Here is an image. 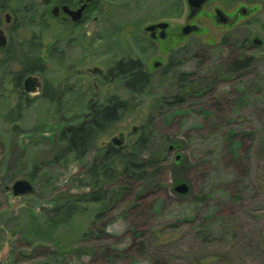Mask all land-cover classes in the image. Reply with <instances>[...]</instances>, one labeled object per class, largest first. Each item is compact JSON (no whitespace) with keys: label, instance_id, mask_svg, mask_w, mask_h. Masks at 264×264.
Returning <instances> with one entry per match:
<instances>
[{"label":"rangeland","instance_id":"1","mask_svg":"<svg viewBox=\"0 0 264 264\" xmlns=\"http://www.w3.org/2000/svg\"><path fill=\"white\" fill-rule=\"evenodd\" d=\"M114 4V14L98 26L108 37L105 41L73 44L61 64L69 67L68 72L53 65L39 76L46 90L50 84L58 89L54 99L65 92L60 106L46 103L42 95L34 96L19 113L5 117L17 97L8 89L7 71L0 66V261L264 264V0H208L197 19L201 32L169 49L167 44L130 43L127 35H136L141 26L159 19L170 21L173 28L183 27L188 11L185 0H117ZM243 8L246 15L241 13ZM215 9L223 11L231 24L218 25ZM242 41L244 47L238 50L236 43ZM234 56L253 59L252 66L223 77L221 64ZM138 57L150 71L153 86L134 99L115 77L106 78L120 60ZM156 62L161 66L154 68ZM171 62L177 65L175 74L213 80V86L184 106L155 109L158 97L175 93L173 82L164 77ZM94 68L102 75L86 72ZM111 96L129 101L121 120L98 138L81 161L65 156L52 162L61 154L58 132L84 121L89 99ZM149 118L155 140L143 159L162 161L155 185L128 188L104 212H98L97 205H84L64 226L37 231L38 237L45 234L48 239L32 238L36 228L30 215L46 216L57 197L87 194L84 173L102 146L124 133L131 135L123 151L128 152ZM14 125L17 130L12 135ZM167 140L179 143L180 149L166 150L162 141ZM163 147L167 154L160 155ZM176 156L180 157L177 163ZM35 166L39 170L33 181ZM234 176L240 177L239 187L226 185L209 193L210 186L228 184ZM19 180L29 181L33 191L14 197L11 187ZM179 184L188 186L187 194L173 191ZM120 187L115 184L110 189ZM199 233L204 239L197 238Z\"/></svg>","mask_w":264,"mask_h":264},{"label":"trees","instance_id":"2","mask_svg":"<svg viewBox=\"0 0 264 264\" xmlns=\"http://www.w3.org/2000/svg\"><path fill=\"white\" fill-rule=\"evenodd\" d=\"M221 44L225 45L226 40H222ZM244 44L245 42L243 41L236 43L237 49H243ZM252 63L253 59L251 58L234 56L221 64L222 76H232L246 71L252 66ZM21 64L23 68L21 73L16 75L7 74V78L11 80V88L13 90L11 92L16 95H20L18 80L24 76L23 74L25 71H27L28 74L32 72L43 73L47 68L46 61L43 59L22 60ZM176 69V63L171 62L164 70V77L173 82L175 93L169 98L158 97L154 102L155 109L163 110L166 108L184 106L189 101L196 98L198 94L208 92L213 86V80L197 77L194 74H175L174 72ZM109 72L123 85L127 95L134 99L145 95L153 86L152 75L144 71L142 63L138 59L129 58L120 60ZM49 87L50 86H47V88ZM108 100V105L86 109L85 116L84 114L82 115L84 122L77 125L64 126L58 132L56 144H59L60 147L57 152L60 153L61 151V154L60 156L58 155L59 157L52 159V162H58L65 156L70 157L74 161H81L93 148L98 138L121 120L123 113L129 109V101L122 100L116 96H111ZM23 106L25 107V105L10 106L5 117H9V115L15 112L17 113ZM18 116H20V114ZM18 116L17 120H19ZM151 125V119L149 118L146 126L140 128L136 140L127 147L128 152L104 150L98 152L97 156L93 159L92 165L87 167L84 173L86 178L85 185L89 188L87 194L57 197L54 199L53 207L47 211L48 214L46 213V216L37 218L30 215V220L34 226L33 228H36L31 233L32 238L36 239V237L39 236L36 235L38 233L37 231L42 228H48L53 231L58 227L64 226L82 210L84 205H97L99 206L98 212H104L107 210V206H111L115 201L120 200L128 188L135 187L137 189H147L153 187L160 178L162 170L160 164L162 161L154 158L143 159L144 151L149 145H153L155 140ZM15 130H17V126L13 129L14 134L12 135H15ZM214 134L218 135V132L215 131ZM162 145H166V150H168L170 146H173V150L180 149L181 146L176 142L170 143L169 140L162 141ZM164 149L163 147L160 155L164 153L167 154ZM38 170V166L33 167L30 179H34L33 174L37 173ZM239 178V176H234L228 184L220 182L215 187L210 186L209 193L215 192L216 190L221 191L226 188V185L239 187ZM115 184L123 188L120 187L121 189L118 191L110 189V187H114ZM198 200L200 201L201 199ZM130 211H132V209H130ZM38 222L41 224L38 225ZM40 237L48 239V236L46 237L45 234ZM197 238L201 240L204 239L202 233H199ZM60 253L61 252H58V250L55 251L56 255Z\"/></svg>","mask_w":264,"mask_h":264},{"label":"flooded vegetation","instance_id":"3","mask_svg":"<svg viewBox=\"0 0 264 264\" xmlns=\"http://www.w3.org/2000/svg\"><path fill=\"white\" fill-rule=\"evenodd\" d=\"M114 2H117V0H0V38L4 41V46H0V66L3 67V70L7 71L8 75H16L22 72V60L43 59L47 64L45 72L53 65L61 66L65 72H68L69 67L64 68L61 64L68 58V53L73 48V44L85 42L95 44L103 42L108 38L106 35H103V31L99 27L105 17L107 18L114 14V9L117 6ZM202 10L203 8L192 20L188 19L189 12L187 11L185 25L195 26L197 29L196 32H192L186 37L201 32L197 19L202 15ZM163 22L168 24L164 30L158 28L151 32L144 30L147 26ZM91 27L92 29H90ZM139 31L142 35L140 33L127 35L130 43L143 41L154 45L167 44L169 49L171 44L176 45L184 38L182 36V27L173 28L170 21L163 19L148 22L144 26H141ZM140 58L138 57L137 59L141 61ZM12 66H17L18 68H12ZM90 70L87 69L86 72L92 75H102V71L93 74ZM144 71L151 74L150 71H146L145 69ZM45 72H32L30 74L27 71L24 72V76L18 80L20 95H16L17 98L15 104L11 105L12 107L29 105L31 102L29 97L40 95H42V98L48 104L53 105L56 102L57 106L61 105L66 96L65 92L61 91L54 99V95L58 92V89L50 84V87L46 90L43 87L42 77H39L44 75ZM79 73L80 71L76 75H79ZM29 77H34L39 81L40 90L38 92L26 93L24 91V81ZM110 77H113V75L109 72L106 79H110ZM10 81L8 79V89L11 92L13 90ZM64 85L62 84V87ZM93 85L96 89V84L94 83ZM70 90L71 87H68V91ZM108 98L103 100L89 99L85 102V107L90 109L92 107L108 105ZM85 114L86 112L84 116ZM14 128H16L15 125L12 129ZM119 135H122V137L116 139ZM130 136L119 133L110 143L103 145L100 151L123 152L126 149V140ZM0 264H16V262L14 260L11 263L10 260H5L0 261Z\"/></svg>","mask_w":264,"mask_h":264},{"label":"water","instance_id":"4","mask_svg":"<svg viewBox=\"0 0 264 264\" xmlns=\"http://www.w3.org/2000/svg\"><path fill=\"white\" fill-rule=\"evenodd\" d=\"M186 1V5L188 8V19L192 20L193 18H195L199 12L201 11V9L203 8V6L208 2V0H185ZM241 13L243 15L247 14V10L246 9H242ZM214 20L218 25H222V26H228L231 24V19L220 9H216L214 12ZM167 23L163 22V23H158V24H154V25H150L147 26L144 30L146 32H151L154 29H161L164 30L167 27ZM197 27L195 26H190V25H184L182 27V36L186 37L188 35H190L192 32H196ZM255 44H260V42L258 40L254 41ZM0 46H4V41L3 39L0 38ZM160 65L159 62L154 63V68L158 67ZM91 73L93 74H97L100 73L101 70L98 68H94L90 70ZM23 88L24 91L26 93H36L40 90V83L39 81L34 78V77H29L24 81L23 84ZM122 137V135H119L118 138ZM169 151L173 150V146H170ZM180 159L179 156H176L175 161L178 162ZM12 195L14 197H21V196H25L29 193H31L33 191V186L31 185V183L29 181L26 180H19L16 181L12 187ZM173 191L179 195H185L188 192V186L186 184H179L174 186Z\"/></svg>","mask_w":264,"mask_h":264}]
</instances>
